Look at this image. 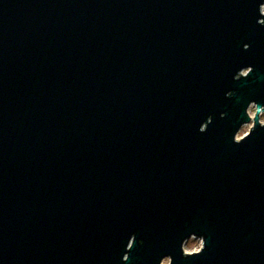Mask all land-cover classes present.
<instances>
[{"label": "water", "instance_id": "1", "mask_svg": "<svg viewBox=\"0 0 264 264\" xmlns=\"http://www.w3.org/2000/svg\"><path fill=\"white\" fill-rule=\"evenodd\" d=\"M260 4L0 0V264H264Z\"/></svg>", "mask_w": 264, "mask_h": 264}, {"label": "clouds", "instance_id": "2", "mask_svg": "<svg viewBox=\"0 0 264 264\" xmlns=\"http://www.w3.org/2000/svg\"><path fill=\"white\" fill-rule=\"evenodd\" d=\"M259 14H260V19L258 20V23L261 26H264V4H260L259 5ZM251 45H244L245 50L250 49ZM254 68L252 66H248V67H242L234 76V79L239 81L242 79H247L250 77V75L253 73ZM236 95V93L234 91H228L226 93V96L231 98L234 97ZM246 117L247 119L242 121L240 123V126L238 127V129L234 132L233 135V141L236 144H242L244 143L246 140H248L252 133L254 132V130L256 129L257 125H259L260 127H264V105H261L260 103H258L255 100H252L248 103L246 110ZM227 115V113H221V117H225ZM213 123V118L212 117H208L207 121L203 123V125L201 126V128L199 129L200 132L204 133L208 130V127L210 124ZM242 137V138H240ZM198 236L199 239L203 242L202 244H198L196 245V248L194 251H191V254H189V251H186V247L189 248V250H191V245L188 244L186 245V241H189L191 239L192 236ZM134 243H130L133 242ZM137 243V237L135 234H132L129 242L127 243V249L125 251V253L123 254L122 257V262L123 264H129V262L131 261V252L132 250L135 248V245ZM140 244L143 245L144 241L141 240ZM207 246L206 243V237L200 234H197L195 232L191 233L190 235H188L187 237L183 238L181 241V251L183 253V256L185 258H190V257H194V256H198L203 254V252L205 251ZM171 261V264H175L174 262V258L172 255H165L162 259H160L159 264H169V259Z\"/></svg>", "mask_w": 264, "mask_h": 264}, {"label": "rangeland", "instance_id": "3", "mask_svg": "<svg viewBox=\"0 0 264 264\" xmlns=\"http://www.w3.org/2000/svg\"><path fill=\"white\" fill-rule=\"evenodd\" d=\"M242 138V137H240ZM203 242L200 239H190L189 241H187L186 245L190 244L191 245V250H189V248L186 247V251H189V253H191V251H194L196 248V245L198 244H202ZM169 259V258H168ZM169 264H170V259H169Z\"/></svg>", "mask_w": 264, "mask_h": 264}]
</instances>
